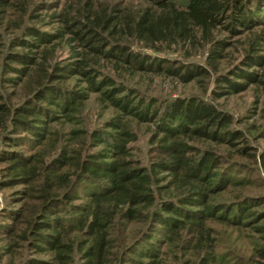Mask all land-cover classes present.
Masks as SVG:
<instances>
[{
  "label": "trees",
  "instance_id": "16d2710c",
  "mask_svg": "<svg viewBox=\"0 0 264 264\" xmlns=\"http://www.w3.org/2000/svg\"><path fill=\"white\" fill-rule=\"evenodd\" d=\"M173 50L204 63L160 54ZM153 72H214L213 99L264 85V0H0L5 264H264L245 134L210 100L126 79ZM93 95L112 112L95 126ZM133 121L150 128L147 160Z\"/></svg>",
  "mask_w": 264,
  "mask_h": 264
},
{
  "label": "rangeland",
  "instance_id": "374dc122",
  "mask_svg": "<svg viewBox=\"0 0 264 264\" xmlns=\"http://www.w3.org/2000/svg\"><path fill=\"white\" fill-rule=\"evenodd\" d=\"M56 1V0H48ZM45 13V12H43ZM50 27V26H45ZM237 48H233L230 51L228 58L223 62L221 70H226L236 62L238 58L237 49L241 48V42L236 43ZM166 57L170 59L179 60L184 62L186 60L196 61L199 64L204 63L203 55L197 54L190 58H185L176 50L170 51L166 54ZM216 74L213 72L209 79L200 78L192 80L189 83L181 82L177 77L166 75L164 73H147L136 74L134 76H127V82L131 86L139 88L140 93L145 95H151L155 97L167 98L173 96H188L196 95L204 99L210 100L218 105V107L233 117V127L241 130L246 137L247 143L255 152L256 160L244 158L250 166L247 171L244 172V178L252 182L254 185L251 189L253 193L264 194V85H251L245 91L239 93H233L213 99V95L210 93ZM7 91H14L12 87H8ZM96 95H93L92 99L83 107V114L88 117L90 124L95 126L97 124H103L106 118L111 116L112 112L103 111V106L97 100ZM17 99V98H16ZM14 99V100H16ZM132 127L137 131L139 139L135 142L136 150L135 155L140 159L147 160L148 152V135L150 128L148 124H139L135 121L132 123ZM152 127V126H151ZM224 151L227 148L221 147ZM147 156V157H146ZM233 177L241 174L233 173ZM10 190H7V192ZM4 191L0 190V204L3 201L2 194ZM264 208V205L261 206ZM224 240L225 235L222 234ZM2 241L0 240V255H1ZM10 257L0 259V264H5ZM234 259V258H233Z\"/></svg>",
  "mask_w": 264,
  "mask_h": 264
}]
</instances>
